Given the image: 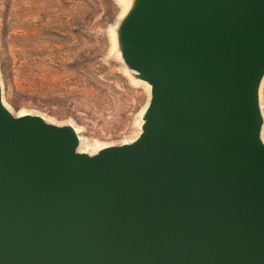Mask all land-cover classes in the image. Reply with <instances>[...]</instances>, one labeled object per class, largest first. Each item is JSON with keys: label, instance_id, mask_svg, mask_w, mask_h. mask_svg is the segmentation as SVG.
<instances>
[{"label": "water", "instance_id": "water-1", "mask_svg": "<svg viewBox=\"0 0 264 264\" xmlns=\"http://www.w3.org/2000/svg\"><path fill=\"white\" fill-rule=\"evenodd\" d=\"M112 32L150 91L121 143L0 73V264H264V0H127Z\"/></svg>", "mask_w": 264, "mask_h": 264}, {"label": "rangeland", "instance_id": "rangeland-1", "mask_svg": "<svg viewBox=\"0 0 264 264\" xmlns=\"http://www.w3.org/2000/svg\"><path fill=\"white\" fill-rule=\"evenodd\" d=\"M127 0H0V73L15 111L73 122L82 148L121 143L139 130L150 91L114 46ZM261 103L264 112V82ZM264 136V131H263Z\"/></svg>", "mask_w": 264, "mask_h": 264}, {"label": "bare ground", "instance_id": "bare-ground-1", "mask_svg": "<svg viewBox=\"0 0 264 264\" xmlns=\"http://www.w3.org/2000/svg\"><path fill=\"white\" fill-rule=\"evenodd\" d=\"M126 6H127V4H126ZM125 8V7H124ZM49 119V118H48Z\"/></svg>", "mask_w": 264, "mask_h": 264}]
</instances>
